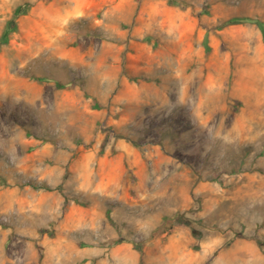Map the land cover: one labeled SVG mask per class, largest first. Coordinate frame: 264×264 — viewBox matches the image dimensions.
I'll return each mask as SVG.
<instances>
[{
  "label": "rangeland",
  "instance_id": "1",
  "mask_svg": "<svg viewBox=\"0 0 264 264\" xmlns=\"http://www.w3.org/2000/svg\"><path fill=\"white\" fill-rule=\"evenodd\" d=\"M0 264H264V0H0Z\"/></svg>",
  "mask_w": 264,
  "mask_h": 264
},
{
  "label": "trees",
  "instance_id": "2",
  "mask_svg": "<svg viewBox=\"0 0 264 264\" xmlns=\"http://www.w3.org/2000/svg\"><path fill=\"white\" fill-rule=\"evenodd\" d=\"M12 26L10 25V26H8L7 28H5V30H4V32H3V34H2V39H6V37H7V35H8V33L12 30ZM35 186H37V185H35ZM41 187H44V188H46V189H51V186H49V185H47V184H42V186Z\"/></svg>",
  "mask_w": 264,
  "mask_h": 264
}]
</instances>
